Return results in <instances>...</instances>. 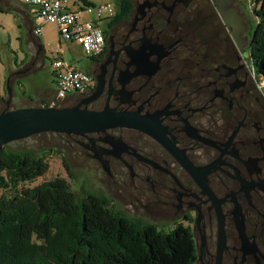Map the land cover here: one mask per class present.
<instances>
[{
    "label": "flooded vegetation",
    "instance_id": "obj_1",
    "mask_svg": "<svg viewBox=\"0 0 264 264\" xmlns=\"http://www.w3.org/2000/svg\"><path fill=\"white\" fill-rule=\"evenodd\" d=\"M229 2L225 12L244 15ZM103 25V51L87 56L92 88L68 106L101 81L88 108L132 112L147 130L58 133L104 175L103 189H78L184 227L194 264H264V86L243 55L252 35L236 40L214 0H119Z\"/></svg>",
    "mask_w": 264,
    "mask_h": 264
},
{
    "label": "trees",
    "instance_id": "obj_2",
    "mask_svg": "<svg viewBox=\"0 0 264 264\" xmlns=\"http://www.w3.org/2000/svg\"><path fill=\"white\" fill-rule=\"evenodd\" d=\"M251 3L258 21L250 56L264 78V0ZM7 146L0 151V264H194L193 240L184 227L160 230L103 194L82 188L81 195L65 178L24 187L50 163Z\"/></svg>",
    "mask_w": 264,
    "mask_h": 264
},
{
    "label": "rangeland",
    "instance_id": "obj_3",
    "mask_svg": "<svg viewBox=\"0 0 264 264\" xmlns=\"http://www.w3.org/2000/svg\"><path fill=\"white\" fill-rule=\"evenodd\" d=\"M18 1V0H17ZM91 5L99 6L105 3L116 4L119 0H86ZM241 3L242 11L245 15V21L247 23L246 32L248 35H253L255 26L257 25V18L255 17L252 10L251 0H239ZM72 9H79L85 7L86 4L83 0L79 1V5L73 6V3H70ZM85 19L96 18L95 12L90 15H84ZM20 22L15 16V12L6 10L0 5V97L1 99L7 97L10 94L9 87V74L5 71L8 68L9 59L13 56L10 54V48H13L18 54H21L19 49L18 36L21 27H19ZM41 39L44 46L45 55L43 57L42 63L44 66L37 70L33 74L36 81L35 85L41 87H47L52 89V81L50 75L51 62L59 55L61 46L65 49L63 53L66 60L72 63L74 66L79 69L85 70L89 58L83 53L81 48L78 45H73V48H70L69 44L65 41L60 40V35L58 28L55 23L45 22L43 24V35L38 36ZM245 59L250 63L252 74L254 66L250 61V50L246 48L244 52ZM261 84L264 86V78L260 80ZM34 86H31V83L28 80L27 83V96L31 99H38L39 96L35 92ZM17 93L20 95L19 90ZM264 93V88H263ZM17 99L16 101H18ZM0 109H3L5 103L0 101ZM63 106H68L69 101L64 100L60 103ZM11 107H22V104L11 102ZM10 149H16L21 152L31 151L38 156H46L47 160L50 163L49 170L43 175L39 176L35 181L28 182L24 187H32L38 185L44 181H49L57 177L65 178L73 187V189L82 195V190L78 189V186L86 184L90 189L101 190L103 189V173L99 168L96 167L95 162L83 158L80 154L76 152L73 148L69 147L64 140L55 132H44L31 136L26 139L14 141L8 144L7 146ZM63 157L67 159V163L70 164L73 174L68 171ZM82 182V183H81ZM123 201V200H122ZM123 203V204H122ZM121 206L117 207L122 209L130 217H141L146 219L138 211L134 210L133 206H130L126 200L122 202ZM175 226H160L159 229L164 231H171Z\"/></svg>",
    "mask_w": 264,
    "mask_h": 264
},
{
    "label": "water",
    "instance_id": "obj_4",
    "mask_svg": "<svg viewBox=\"0 0 264 264\" xmlns=\"http://www.w3.org/2000/svg\"><path fill=\"white\" fill-rule=\"evenodd\" d=\"M219 5L220 14L226 25L234 29V37L247 29L245 15L239 9L225 12L229 3L214 0ZM103 84L98 82L94 94L82 103L74 106H27L12 108V98L0 111V151L11 142L29 138L44 132L84 135L91 132L107 131L115 127H129L147 130L132 112L117 111L107 104L103 110L95 111L88 104L96 100L102 92ZM5 99V98H3ZM83 103L86 105L82 107Z\"/></svg>",
    "mask_w": 264,
    "mask_h": 264
},
{
    "label": "built area",
    "instance_id": "obj_5",
    "mask_svg": "<svg viewBox=\"0 0 264 264\" xmlns=\"http://www.w3.org/2000/svg\"><path fill=\"white\" fill-rule=\"evenodd\" d=\"M21 3L35 6L40 23H55L62 40L78 43L86 56L99 55L106 45L104 22L115 14V4L105 3L91 5L86 0L85 7L72 9L80 0H18ZM95 12L96 18L85 19L84 15ZM42 33V27L35 29ZM56 77V95L48 102V106H59L64 100L92 88V76L83 69L74 66L63 57L55 58L51 64ZM263 87V84L259 85Z\"/></svg>",
    "mask_w": 264,
    "mask_h": 264
},
{
    "label": "crops",
    "instance_id": "obj_6",
    "mask_svg": "<svg viewBox=\"0 0 264 264\" xmlns=\"http://www.w3.org/2000/svg\"><path fill=\"white\" fill-rule=\"evenodd\" d=\"M0 5L6 10L15 12V16L20 22L19 27H21V30L19 31L20 34L18 36L21 54H18L13 48H10L9 50L10 54L13 56L9 59V62L7 63L8 68L5 69V71L10 76L8 88L11 89L9 92L10 94H6L12 98L13 102L22 104V107L41 106L47 104L50 100L54 99L56 95V80L55 76L53 75L52 67L50 68L52 89L41 86L37 87V85L34 86L36 81L33 76V74L37 72L38 69L44 66V63H42L43 57L45 55L44 46L38 36L43 35V24L45 22L40 23L38 21V9L33 5L24 4L17 0H0ZM39 26L42 27V33L38 35L35 33V29ZM60 40L61 42L65 41L61 38ZM65 42L69 44L70 48H73V45H78L83 51L82 47L78 43L71 41ZM64 52L65 49L61 46L60 53L55 58H65L63 55ZM28 80L31 83V86H34L33 88H35V92L39 96V98L36 100L27 96L26 86ZM18 90L20 95L17 93ZM17 99L19 100L16 101ZM1 110L2 109H0V111Z\"/></svg>",
    "mask_w": 264,
    "mask_h": 264
}]
</instances>
